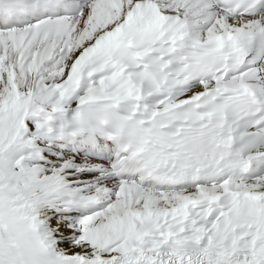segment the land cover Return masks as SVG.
<instances>
[{
	"label": "snow or ice",
	"instance_id": "1",
	"mask_svg": "<svg viewBox=\"0 0 264 264\" xmlns=\"http://www.w3.org/2000/svg\"><path fill=\"white\" fill-rule=\"evenodd\" d=\"M0 264H264V0H0Z\"/></svg>",
	"mask_w": 264,
	"mask_h": 264
}]
</instances>
